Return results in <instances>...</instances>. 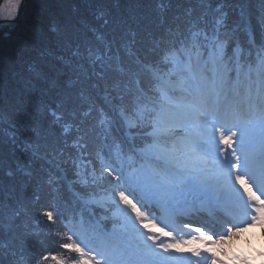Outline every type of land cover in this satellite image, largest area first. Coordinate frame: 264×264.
<instances>
[{
    "label": "snow or ice",
    "instance_id": "1",
    "mask_svg": "<svg viewBox=\"0 0 264 264\" xmlns=\"http://www.w3.org/2000/svg\"><path fill=\"white\" fill-rule=\"evenodd\" d=\"M151 2L51 26L30 135L0 156V264H248L231 249L264 227V0L258 29L232 0Z\"/></svg>",
    "mask_w": 264,
    "mask_h": 264
},
{
    "label": "trees",
    "instance_id": "2",
    "mask_svg": "<svg viewBox=\"0 0 264 264\" xmlns=\"http://www.w3.org/2000/svg\"><path fill=\"white\" fill-rule=\"evenodd\" d=\"M3 0H0V5ZM187 6L188 0H182ZM242 5L254 28H259L261 0H232ZM113 12L128 13L130 10L145 15L155 14L151 0H119L111 5ZM231 11V10H230ZM239 8L232 13L239 19ZM91 19L87 0H26L25 8L11 30L0 31V156L8 154V141L26 139L29 132L19 121L25 120V109L34 108L39 97L30 93L24 82L29 79V65L41 59L40 54L55 49L56 34L51 26L60 27L69 18ZM10 31L6 35L5 32ZM28 41V47L21 44Z\"/></svg>",
    "mask_w": 264,
    "mask_h": 264
},
{
    "label": "rangeland",
    "instance_id": "3",
    "mask_svg": "<svg viewBox=\"0 0 264 264\" xmlns=\"http://www.w3.org/2000/svg\"><path fill=\"white\" fill-rule=\"evenodd\" d=\"M263 229L264 227L257 224L252 229H250L249 232L243 233V235H246L248 238L249 236H251V239L258 240L263 235ZM237 248L240 249V247L238 246ZM241 248L243 249L238 250L239 252L237 251V253L235 254L236 256H242L244 259L247 260L248 264H264V256L260 255V253L264 251V249L256 247L255 244L251 242L250 247L247 245H243L241 246ZM232 253L234 254L235 251H233Z\"/></svg>",
    "mask_w": 264,
    "mask_h": 264
},
{
    "label": "bare ground",
    "instance_id": "4",
    "mask_svg": "<svg viewBox=\"0 0 264 264\" xmlns=\"http://www.w3.org/2000/svg\"><path fill=\"white\" fill-rule=\"evenodd\" d=\"M15 3V0H5L1 6L0 9V20L2 21H9L12 18H10L9 13L12 12V5ZM262 234L264 235V229L262 231ZM247 245L250 247V240L246 235H241L240 242H237L234 247L231 249V251H235L234 254L237 253L238 250L243 249L241 246ZM240 247V249L237 248ZM239 252V251H238Z\"/></svg>",
    "mask_w": 264,
    "mask_h": 264
},
{
    "label": "water",
    "instance_id": "5",
    "mask_svg": "<svg viewBox=\"0 0 264 264\" xmlns=\"http://www.w3.org/2000/svg\"><path fill=\"white\" fill-rule=\"evenodd\" d=\"M4 1H5V0H3V2H4ZM3 2H2L1 5H0V9H1V6H2ZM25 5H26V0H22V3H21V5L19 6V9H18V11H17L16 18H15V19H11V20H9V21H2V20H0V26H6V25H14V26H15V25L17 24V22H18L20 16H21V14H22L24 8H25ZM1 30H5V29H3L2 27H0V31H1Z\"/></svg>",
    "mask_w": 264,
    "mask_h": 264
}]
</instances>
